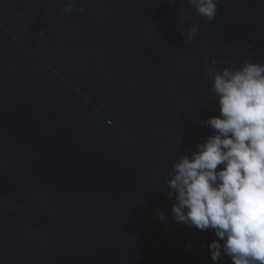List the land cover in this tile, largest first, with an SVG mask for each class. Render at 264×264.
I'll return each instance as SVG.
<instances>
[{
	"label": "water",
	"instance_id": "obj_1",
	"mask_svg": "<svg viewBox=\"0 0 264 264\" xmlns=\"http://www.w3.org/2000/svg\"><path fill=\"white\" fill-rule=\"evenodd\" d=\"M67 2L0 0V264H214L164 181L219 115L203 57L264 62V0Z\"/></svg>",
	"mask_w": 264,
	"mask_h": 264
},
{
	"label": "clouds",
	"instance_id": "obj_2",
	"mask_svg": "<svg viewBox=\"0 0 264 264\" xmlns=\"http://www.w3.org/2000/svg\"><path fill=\"white\" fill-rule=\"evenodd\" d=\"M218 3L187 0L209 23L216 19ZM76 4L68 0L60 11L71 13ZM198 33L197 24L181 31L184 43ZM37 34L43 36L44 29ZM219 63L215 56L202 59L219 106V115L204 121L212 134L172 163L164 181L167 197L175 201L171 212L176 222L212 230L219 238L208 245L214 264L225 256L233 264H264V62L226 60L218 69ZM158 215L167 218L159 210Z\"/></svg>",
	"mask_w": 264,
	"mask_h": 264
}]
</instances>
